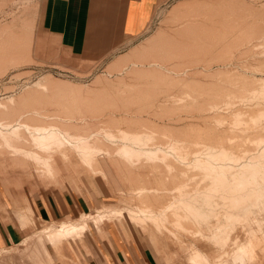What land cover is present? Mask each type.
Returning a JSON list of instances; mask_svg holds the SVG:
<instances>
[{
    "label": "bare ground",
    "instance_id": "obj_1",
    "mask_svg": "<svg viewBox=\"0 0 264 264\" xmlns=\"http://www.w3.org/2000/svg\"><path fill=\"white\" fill-rule=\"evenodd\" d=\"M237 6L236 0L189 2L179 6L173 12L176 18L188 8L203 14L188 16L187 21L167 32L161 50L163 57L146 66H133L128 82L123 85L114 81L118 85L112 83L101 90L103 78L83 86L57 83L55 77H45L21 95L34 94L36 103L26 99L27 103L23 104L18 97L13 104L9 99L1 100L0 117L11 105L17 111L24 110L25 115L22 114V119H0V177L18 182L25 177L43 184L56 181L58 176L61 178L63 173L69 174L83 164L113 188L119 189L118 177L122 176L130 185L123 192L137 203L134 212L104 205L72 220L50 222L47 228L30 234L22 243L24 246L3 249L0 264H54L60 257L58 247L64 242L83 237L91 227L100 232L103 222L113 220L122 226V220L138 225L150 220L155 227L172 223L175 228L170 233L181 247L175 256L182 264H251L256 250L253 241L248 239L240 244L236 231L242 226L251 228V233L255 221L261 224L257 215L264 212V125L259 124L252 137H247L244 130L236 133L241 138L240 145H244L242 148L230 146L234 135L229 134L227 127L221 129L220 139L213 138L218 145H213V141L197 142L205 133L202 127L215 126L214 119L216 125L229 120L230 125L245 126L264 115L262 103L256 102L248 108L236 106L256 95L264 98V77H259L264 72V55H254L255 51L245 48L238 55L239 61L245 56L253 58L241 62L242 71L228 65L237 56V46L264 42V14L246 7L239 10ZM256 12L262 15V22ZM250 16L256 19L248 25L246 19ZM233 30L238 31L233 34ZM229 36L233 38L228 40ZM174 38L177 39L168 53L165 48ZM216 46L220 49L211 53L209 50H215ZM28 47V50L22 47L25 57ZM202 55L209 56L201 70L194 66ZM120 58L111 69L121 66ZM215 60L221 63L217 69L209 66ZM160 93L164 99L158 98ZM220 108L225 111L232 108L233 112H221ZM215 109L221 113H212ZM69 115H74L76 121ZM169 151L180 160V167L167 156ZM26 212L14 210L8 216L19 226L28 228L32 220L29 211ZM216 215L215 230L211 233L187 227L189 220L207 223ZM202 240L224 248L233 240L235 248L231 257H227V251L223 253L227 258H215ZM259 251L264 254V247Z\"/></svg>",
    "mask_w": 264,
    "mask_h": 264
},
{
    "label": "rangeland",
    "instance_id": "obj_2",
    "mask_svg": "<svg viewBox=\"0 0 264 264\" xmlns=\"http://www.w3.org/2000/svg\"><path fill=\"white\" fill-rule=\"evenodd\" d=\"M200 1H218V0H176L170 6L159 10V12L157 13L156 18L153 21V24H152L151 28L148 30V32L143 37H141L140 40L136 44L131 46L128 50L124 51L123 54H121L120 56H118L117 58L114 59V60H116V59L121 57L120 58L121 62L118 63L121 65L120 67H116L115 69L114 68L111 69V67H112L111 63L114 61L113 60L112 62L108 63L107 65L101 66L98 69L93 68L90 70L82 71V70H77V69H70L68 67H65L64 65H60L59 63L52 61L51 57L49 55H47L44 52V49L41 47V44H40L41 38H39L42 36V31L40 29V17H39V15H40L39 14V8H40L41 0H0V27H1L0 28V35L2 36V37L0 36V39L3 40V41L0 40V46H1L0 47V59L2 56V59L0 61V68H1L0 69V104L2 101H9V100H10V102L12 101V104H13V101L16 100V97H18L19 101L23 104H26L27 102L36 103L35 101H33L34 97H35L34 94L28 95L27 97L25 96L26 98L24 96H21V95L23 94V92L26 88H33L34 84H36L38 81H40L41 79H43L45 77H53V78L55 77V80L58 81L57 83H59V81H61V82H66V83L68 82L69 84L83 85V86H90L98 78H103L102 79L103 81L100 84V87H102L101 90H104V89L110 87L112 85V83H115V82L116 83L121 82L120 84H122V85L127 83L129 80L128 74L131 73L130 71H131L133 66H136V65L146 66V65H149L150 63L154 62L155 60L161 59L163 57L161 50L164 48V47H162V45H164L166 42L167 32H172L174 29H176L178 27V25L180 23H183V22L188 20L185 18H189V17H192L194 15L199 16V15L203 14V13H201L203 11L197 10L196 12H193L194 10H191L190 8H188V9H186V11L183 15L178 16L176 18V15L173 13L174 10L177 9L179 6H182L183 4H186L189 2H200ZM236 1L239 2V6H237V8L239 10L244 9V7H246L248 9H254V11L257 10L258 12L264 14V0H236ZM258 12H256V13L259 16L260 14ZM257 14L254 17H256ZM261 16H259L258 18L256 17V18L262 22L263 17H261ZM254 17L250 16V18L246 19V23L248 25L254 23V20L252 21V19ZM179 18H181V19L179 20ZM256 18H254V19H256ZM2 26H4V28ZM9 26H10V29L12 31L8 28ZM4 29H6V30H4ZM9 30H10V32H9ZM6 31H8L7 34H6ZM237 31L235 30L234 32H231V33L234 34ZM17 33H18V35H21L20 37L22 39L18 35H17L18 37L16 36ZM3 37H4V39H3ZM7 37L8 38L10 37L13 41L11 39L7 40L8 39ZM44 37H45L44 38L45 40L47 39V40L51 41L46 36H44ZM14 38H15L16 42L17 41L20 42V40H21V42L19 44H18V42L17 43L14 42ZM229 38H228V40H231L233 37L229 36ZM176 39L177 38H174L173 42L170 41L169 43H167V47L165 49H167L168 53L171 52L172 46H173L174 41ZM22 40L24 41V45L22 44L23 43ZM31 40H33V41L31 42ZM5 41H7V42H5ZM262 43L264 44V42H262V41L261 42L260 41H255V42L253 41L250 45H247V47H246V45H242V47H241V45L237 46V47H239L238 49L236 47V49H237L236 55L237 56L235 58H233L230 62H228V65L230 67L232 66V68H235L238 70L241 69L240 71H242V63L245 61L249 62V60L251 61L253 57L245 56L246 58L247 57L248 58L246 59L245 57H243L244 60L242 59L241 61H239L238 55L241 54V51L247 50L245 48L252 49L253 51H255L254 55H260V54L264 55V54H262V52L264 51L263 50L264 48H262L264 45ZM21 44H22V46H21ZM10 45H12V46H10ZM16 46L19 48H16ZM28 46H30V50L28 51L29 53H28L27 57H25L26 51L22 47H24L28 50V48H29ZM8 47H10V48H8ZM55 47L58 48L57 46H55ZM7 48L12 53L8 52L9 50H6ZM11 48L15 49V50L13 51V50H11ZM210 48L211 47H209V49ZM17 49H20L21 53H19L20 51ZM218 49H220V48H218L216 46L215 50L211 48L209 51L212 53L214 51H218ZM5 51L10 53V54H8V53L6 54ZM13 52H15V54ZM16 54H19V56L18 55L16 56ZM22 54H24L25 56ZM5 56L7 57V59ZM208 56L209 55H207L206 57H203V55H202L201 56L202 58H200L201 60H199L194 67L200 68L201 70L204 69L203 67H206V65L208 63L207 62ZM3 57H5V58H3ZM155 57H156V59H155ZM8 58H9V60H8ZM4 59L6 61L7 60L8 61L7 62L2 61ZM12 59H14L15 61ZM10 60H12V61L10 62ZM215 61L216 62L211 63L209 66H211V68L217 69L218 67H220L221 63L217 60H215ZM117 62H118V60H117ZM110 64H111V66H110ZM2 66H3V68H2ZM109 66H110V68H109ZM263 74H264V72H260L259 77H264ZM116 85H118V84H116ZM258 96L259 95H256V96L241 100L236 106L240 105L241 107H244V106L254 107L255 104H257V103H259V104L262 103V106H264L263 96H261V97L260 96L258 97ZM11 98H13V99H11ZM158 98L164 99L165 98L164 94L160 93ZM253 98H255L256 100ZM26 99L28 100L27 102H26ZM30 99H31V102H30ZM259 99L260 100L262 99L261 102ZM248 100H249V102H248ZM251 100H252V102H254V100H255V103H251ZM245 101H247V102H245ZM241 103H242V105H241ZM243 103L244 104L246 103V104L244 105ZM7 109H9L8 111L10 113L7 111ZM7 109L4 110L5 111L4 114L0 117L1 120L6 121V120H12L15 118L22 119L23 118L22 114L25 115L24 110H18L17 111L15 109L14 105L8 106ZM53 109H56V108H53ZM19 111H21V112H19ZM54 111H58V110H54ZM220 111L224 112L225 110H223V108H220ZM220 111H219V109H215V111H213L212 113L220 112ZM225 112L231 114V112H233V110H232V108H229ZM173 116H175V115H173ZM241 116H245V114H242ZM258 117L260 118V120L257 118L255 122L247 123L245 126H243L244 124L230 125L231 122L229 120H226L224 122H220L218 124L219 125L218 126V125H216L217 123H215V119H214L213 123L215 124V126L207 125V126L202 127V130L205 133L202 134V138H201L202 140L200 139L197 142L199 144L208 143L209 141L210 142L213 141V143H215V139H213V138L220 139L222 137L221 134L223 133L221 131V129L223 127H227V130H229V134L234 135V137H233L234 139L233 138L230 139L231 140L230 142L231 143L233 142L230 146H232L233 148H236V149L242 148V147H244V145H240L239 142H240L241 138L238 137L236 135V133L244 130V131H246L245 135L247 137L248 136L252 137L254 135V133L256 134L258 126H260L261 124L264 125V122H263L264 121V115L258 116ZM69 118L72 119V121H76L74 115L72 117L69 115ZM99 119L100 118H98V120ZM95 121H97V119ZM222 123H224V124L222 125ZM232 124H234V123H232ZM235 129L237 131H235ZM219 132H220V134H219ZM218 137H220V138H218ZM211 139H213V140H211ZM213 145H218V144L215 143ZM255 148H257V147H255ZM168 154H167V156H169V158L171 157L170 158L171 161H173V163H175L177 166L180 167V160L176 157V155L170 151L168 152ZM172 158H174V159H172ZM190 170H189V172H192V170L191 171ZM73 172H75L76 174ZM0 178H2V177H0ZM4 179L5 178L0 179V187H1V185H2V187L4 185L6 189L9 188L8 193L10 195L13 194L14 196H16L17 199L15 198V199L11 200L8 193L5 191V189H3L4 187L0 190V217L2 218V216H4V217L8 216V215L6 216V212H4V211L20 210V211L26 212L28 210L29 211L28 215L31 217V220L34 223H33V228L31 227L32 222L29 223L28 228L26 229V233H25V231L21 230L23 232V236L26 238L32 233H35V232L37 233L41 229L47 228L48 227L47 225L50 222H56L57 223V222L72 220V219L76 218L74 216L73 217L69 216V217L58 218V219H55L53 221H47V220H42V219L39 220V218L36 215V211L35 212L33 211L34 205H36L37 202L39 203V201L40 202L42 201L45 204H47V203L59 204L62 201L64 202V200L66 198H68V199L74 200L76 203L81 202L82 205H84L85 212L84 211L81 212L80 215L82 213H86V212H91V211L94 212L95 210H97V208L103 207L104 205H113L115 207L127 208L133 212L136 211V203L137 202L134 201L133 199L129 198L126 195V193H124L125 191H127L130 188V185L127 183L126 180H124V178L122 176L118 177V183L120 185L119 189H117L115 187L113 188L106 181H104L102 177H100L99 175L96 176V174L92 173L90 170H86V167L83 166V164H81V166L80 165L76 166L75 169L70 170L69 174L63 173L61 178H60V176H58L56 178V181L55 180L48 181V182L46 181L47 183L45 182L43 184H42V182H38V180H36V179H30V178L25 179V177L20 182H18L16 179H14V180H9V179L4 180ZM31 181L33 183H31ZM124 183H126V186ZM14 186H16L17 188ZM122 193H124L125 195ZM28 199H29V202H33V205H30L29 202H25ZM161 200L167 202L166 201L167 199L164 200L162 198ZM34 210H35V208H34ZM154 215H153V218L155 217ZM216 217H217V215L211 216L212 220L210 219L211 221L209 220V222H207L209 224H207L205 222L199 223V221L193 222V221L189 220L188 222H186L187 227L188 226H189V228L191 227L190 229H192V230L193 229L197 230L199 228V230L202 229V231L204 230V232L211 233L215 230V223L217 221ZM257 217L260 219L261 224H259L258 221L256 224V221H255L252 224V227H253L252 231L254 230L253 232L250 233L251 228L250 229L249 228H242V226H239L238 230L236 231V235L239 236L238 240H239L240 244L243 243L244 241L248 240V239L253 241V245L256 248V250H255V256H254L251 264H264V254L263 253L261 254V252L259 251L261 247H264V239H263L264 238V212L259 213L257 215ZM2 221L4 224H9V223L15 224L9 216L6 220L2 219ZM117 221L118 220H113L112 222H103V224L108 223V225H106L105 228L102 231H100L99 233H97V231L95 229H93V227H91V230L87 233V235L86 236L84 235L85 238H83L82 240H77L75 242L72 241V245H70V243L66 242L65 245L68 247V250H69L68 254H69L70 258L59 259L56 262V264H83V263H85V261L86 262L89 260L94 261L95 259L97 260V258L102 259V257H104V255L112 253V252H110L109 248L114 249L113 243L115 241H118V243L119 242L125 243L131 249L140 248V250H142L143 252L149 251V252L153 253L157 257V260L159 261L160 264H182L181 261H179V258L177 259L176 258L177 256H175V252L177 251L178 248H181V247L179 246L180 244L177 242V240H175V238L172 237L173 235L170 233L175 228V226L172 223H171L172 225L169 223H168L169 224L168 225L166 223V224H162L161 226L157 225V227H155L154 223H152L150 220L145 221V223H143L145 226L143 224L138 225V224L130 222L128 220H122L121 222L124 223L122 226L120 223H117ZM35 223H36V225H35ZM103 224H102V226H103ZM138 226H139V228H138ZM143 226H144V228H143ZM163 226L167 227V228L163 229L164 228ZM141 227L143 228V230L141 229ZM145 227L146 228L148 227V228L145 230ZM169 228H172V229H169ZM139 229H141V230H139ZM167 229H168V231H167ZM159 230H160V232H159ZM242 230H244V231H242ZM143 231H146V232H143ZM166 232L168 234H170V237ZM169 238H170V240H169ZM261 240H263V241H261ZM21 242H20V244H21ZM233 242H234L233 240H230L228 242V244H226V246H225L226 248H224L221 245L219 246V244H216V243H214V244L210 243L209 244L206 240H202L201 243H203V245H205L206 248L208 247L207 249L210 248V250H212L215 258H219L220 256H224L223 253H227V251H228L227 257H231V255H232L231 253L233 252V250L235 248V246L233 245ZM261 244H262V246H261ZM22 245L24 246V244H22ZM22 245H19L16 247H20V246L22 247ZM1 248H0V252L2 253ZM113 253H115V251ZM163 254H165V255H163ZM227 257L224 256L223 258L225 259ZM166 258H167V260H166Z\"/></svg>",
    "mask_w": 264,
    "mask_h": 264
},
{
    "label": "crops",
    "instance_id": "obj_3",
    "mask_svg": "<svg viewBox=\"0 0 264 264\" xmlns=\"http://www.w3.org/2000/svg\"><path fill=\"white\" fill-rule=\"evenodd\" d=\"M175 1L41 0L40 44L52 61L60 65L82 71L98 69L136 44L151 28L159 10L170 6ZM44 36L51 41L45 40ZM115 62L114 60L111 64ZM3 187L1 185L0 190L3 188L8 193V189L4 185ZM8 195L11 200L16 198L13 194L8 193ZM25 202H29V199ZM29 203L33 205V202ZM33 211H36L39 220L47 221L69 216L77 217L81 212H85L81 202L76 203L68 198L59 204H45L39 201L34 205ZM4 212L7 216L12 211ZM7 218L8 216L0 217L1 250L22 245L26 239L22 231L26 233L27 228L19 226L14 221L16 225L4 224L2 219ZM106 225L108 223H104L100 231ZM85 236L66 242L72 245V241L82 240ZM66 242L58 247L59 259L70 258ZM113 248H109L112 253L104 255L102 259L85 261L83 264H160L157 257L149 251L143 252L140 248L131 249L127 244L118 243V241L113 243Z\"/></svg>",
    "mask_w": 264,
    "mask_h": 264
}]
</instances>
